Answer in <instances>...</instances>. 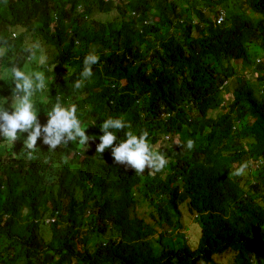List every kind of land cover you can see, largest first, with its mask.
I'll return each mask as SVG.
<instances>
[{"label":"trees","instance_id":"obj_1","mask_svg":"<svg viewBox=\"0 0 264 264\" xmlns=\"http://www.w3.org/2000/svg\"><path fill=\"white\" fill-rule=\"evenodd\" d=\"M94 7L117 13L86 26ZM41 46L54 50L33 66L49 82L38 118L57 96L96 123L86 134L122 115L167 165L135 174L110 147L95 153V138L80 154L38 138L31 156L0 138V264H220L223 255L264 264V0H0L1 67L26 68ZM92 47L100 60L74 90ZM251 66L255 79L241 74ZM0 83V95L11 94ZM163 111L177 114L162 123ZM251 161L248 181L237 169ZM143 203L149 221L138 214Z\"/></svg>","mask_w":264,"mask_h":264},{"label":"clouds","instance_id":"obj_2","mask_svg":"<svg viewBox=\"0 0 264 264\" xmlns=\"http://www.w3.org/2000/svg\"><path fill=\"white\" fill-rule=\"evenodd\" d=\"M221 13L224 14L225 18V11L219 10L218 16ZM133 14L135 13L133 12ZM54 18L58 19L57 16H54ZM95 20L109 21V19L97 18ZM16 33L13 32L12 35L16 36ZM76 42L79 43L78 40ZM3 56L2 51H0V60ZM261 59L263 57H258L257 62ZM28 60L39 66H43L45 63L44 57L37 58L31 50H29ZM99 60L100 53L95 47L90 48L83 55L79 76L72 83L74 90L81 89L85 82L90 80L93 75L92 67L97 65ZM4 73L6 75L0 77V80L9 82L11 98L9 107H5L6 102L9 100V97L6 96L10 94L0 95V138L2 141L10 145L17 142L23 143L25 153L31 156L32 152L37 149L36 141L38 138H40L41 143L47 145L48 150H55L58 147L71 144L76 146L79 154L82 150L91 147L92 139L95 138L99 141L95 146V153L101 154L110 147L113 162L133 169L135 174H142L146 167L152 172H159L166 167L165 155L162 151L155 150L150 145L148 132L145 130H131V124L122 115L104 118L98 124L100 131L95 136L86 134V126L89 128L88 125H95L96 123L86 125L78 116L76 105L71 102L64 103L57 96L47 110L43 108L47 117L46 121H43L38 118L40 108H37V103L38 101L43 102L45 99L44 93L49 92V82L44 72L37 69L26 70L23 66L10 63L4 69ZM225 85H227L226 82ZM176 114L175 111H163L160 121L167 123L173 120ZM121 132H123V138L119 135ZM163 133L165 139L174 140L175 142L180 140L178 133L174 139H171V135L165 130ZM114 141H116L115 144ZM175 142L174 145L180 147ZM183 147L186 150H191L193 147L192 140L187 139ZM73 153L75 155V149ZM242 168L243 165L240 169H237V174Z\"/></svg>","mask_w":264,"mask_h":264},{"label":"rangeland","instance_id":"obj_3","mask_svg":"<svg viewBox=\"0 0 264 264\" xmlns=\"http://www.w3.org/2000/svg\"><path fill=\"white\" fill-rule=\"evenodd\" d=\"M198 4V2H196ZM95 11L93 12L92 16L91 17H87L85 19V24L86 26L87 25H90V26H93L94 25V21L93 19L97 18V19H103V20H106L108 19L110 16L114 15L115 13H117L116 11H113L111 13H104V12H100L97 10L96 7H94ZM110 15V16H109ZM113 19V18H112ZM110 20V19H109ZM19 31V30H18ZM16 31V32H18ZM29 40H32V38L30 37ZM25 43V42H24ZM27 43H29L27 41ZM30 44L36 46L37 43L35 42H30ZM42 47V51L41 53H39L37 56V58L39 57H44L45 61L48 60L50 57H51V53L52 51L54 50L53 48H48L47 46H41ZM4 51V50H3ZM2 51V56L4 55V52ZM34 65H37L35 62H31L30 64H28V66L25 68L26 70H30V69H35L33 66ZM4 69L5 68H2L1 67V64H0V77H3L5 76L6 74L4 73ZM37 70H40V69H37ZM242 75H246L247 77H253L254 79L257 77V72H255L251 67H246L245 70L243 72H241ZM2 80H0L1 82ZM9 82L6 80L5 82L3 81V85H6L8 84ZM2 84L0 83V86ZM228 86V83L226 86H224V88H226ZM57 88V87H56ZM57 90V89H56ZM6 97H9V100L8 102H6L5 104V107H9L10 105V98H11V94L10 95H7ZM215 114V112H213V115ZM177 139V138H176ZM180 139V138H179ZM164 145V144H163ZM262 162H264L263 158L261 159ZM250 166H252V169L248 168V166L246 167H243V172H242V175L244 176V179L246 180H252V172L251 170H253V168H255L257 165L256 163H254L253 161H251L250 163ZM161 181H159L157 183V187L160 188L162 186V184L160 183ZM74 184L79 187L80 186V181L78 179H76L74 181ZM140 208V212L138 213L140 216H143L144 218L147 219V221L151 220L152 218L149 217L148 215V211H146L147 209H149L148 205L146 203H143L141 205L138 206ZM86 214V213H85ZM87 216V215H86ZM184 223L187 225L186 229L184 231H186V234L189 238H193L194 240L197 239V236H198V224H197V221L195 220V216L193 215H189L188 213L185 212V215H184ZM165 227L167 228L168 227V224H165ZM154 241V240H153ZM219 259V263L220 264H229V262L231 261V259L229 257H227L226 255H223L221 257L218 258Z\"/></svg>","mask_w":264,"mask_h":264},{"label":"built area","instance_id":"obj_4","mask_svg":"<svg viewBox=\"0 0 264 264\" xmlns=\"http://www.w3.org/2000/svg\"><path fill=\"white\" fill-rule=\"evenodd\" d=\"M223 19H224V14L221 13V14L218 16V18H217V22H218V23H219V22H222Z\"/></svg>","mask_w":264,"mask_h":264}]
</instances>
